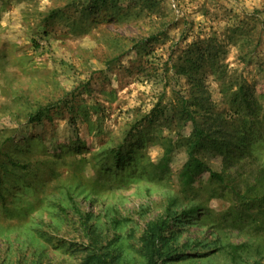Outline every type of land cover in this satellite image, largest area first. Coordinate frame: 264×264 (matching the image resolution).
<instances>
[{
  "label": "rangeland",
  "instance_id": "obj_1",
  "mask_svg": "<svg viewBox=\"0 0 264 264\" xmlns=\"http://www.w3.org/2000/svg\"><path fill=\"white\" fill-rule=\"evenodd\" d=\"M192 116L208 168L264 162V0H0V264H145L159 217L183 253L161 264L264 263L246 206L184 184Z\"/></svg>",
  "mask_w": 264,
  "mask_h": 264
},
{
  "label": "trees",
  "instance_id": "obj_2",
  "mask_svg": "<svg viewBox=\"0 0 264 264\" xmlns=\"http://www.w3.org/2000/svg\"><path fill=\"white\" fill-rule=\"evenodd\" d=\"M233 87L229 86L224 91L228 96H232V101L235 103L234 107L230 110L231 114L237 116L240 113L241 106H249L246 93L243 92V87L232 90ZM238 96H240L241 103H238ZM245 103L244 102H247ZM209 107L205 108V115L210 114ZM251 109V113L254 114ZM189 114H192L191 112ZM192 124L194 135L187 143L188 161L181 170V175L184 178V184H192L193 173L195 170H200L199 174H208L207 181L215 183L228 189L234 198L246 206L247 210L244 215L239 218L248 217L247 220H240L237 227L240 230L252 229V231H264V162L260 161L252 153H249L245 159H235L227 157L226 169L222 172L213 171L208 168L206 164L198 158L196 150L210 134L205 127H200L198 120L192 116ZM260 122V118L255 116L249 123L245 124V132L242 137L243 141H249L255 133L254 126ZM216 120L213 121L212 127L215 128V133H219V125L215 126ZM211 126V125H210ZM118 156V154H116ZM233 168V171H229ZM228 170V172H227ZM258 202V203H257ZM254 208V213H250V208ZM194 211V210H193ZM187 213V212H184ZM171 219L169 217H159L150 221L141 236L140 252L145 258V264H161L165 261H172L181 259L183 253L178 252L177 247L173 241L178 238L177 233L172 230ZM264 234V233H263ZM236 247H238L236 245ZM236 247H231V255L235 254ZM83 264H88L85 262ZM264 264V263H253Z\"/></svg>",
  "mask_w": 264,
  "mask_h": 264
}]
</instances>
